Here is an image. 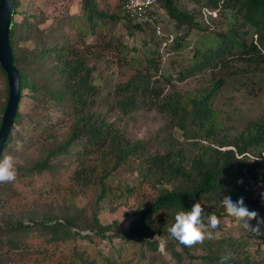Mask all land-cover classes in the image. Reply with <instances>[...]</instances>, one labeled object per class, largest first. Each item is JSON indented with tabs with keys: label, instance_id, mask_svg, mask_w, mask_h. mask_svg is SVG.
Returning <instances> with one entry per match:
<instances>
[{
	"label": "trees",
	"instance_id": "trees-1",
	"mask_svg": "<svg viewBox=\"0 0 264 264\" xmlns=\"http://www.w3.org/2000/svg\"><path fill=\"white\" fill-rule=\"evenodd\" d=\"M127 1L79 0L77 12L46 28L40 27L46 16L14 21L13 0L9 42L20 99L0 157L15 158L17 177L0 184V264H219L229 252L228 264H264V236L229 231L221 221L228 217L225 196L234 202L243 197L250 211L264 217V188L257 195L249 188L264 186V113L232 129L212 108L226 76L239 68L264 76V0H192L201 5L204 23L176 0H155V22L161 28L175 23L174 32L162 29L160 35L153 24L135 21L124 8ZM121 21L130 36L143 33V59L136 60L137 48L116 35ZM194 28L212 31L215 40L186 55L184 38ZM21 39L33 45L20 46ZM107 56L131 73L119 72L112 92L102 95L97 63ZM165 65L168 73L161 71ZM204 70L211 72L210 87L165 93L174 79ZM0 76L1 124L8 98L1 64ZM148 107L163 116V129L190 141L180 144L167 132L162 146L152 148L108 115ZM131 164L137 182L112 185L115 171ZM134 194L138 203L126 227L100 220L104 203ZM78 197L86 203L77 205ZM196 202L220 224L212 239L184 247L167 229L177 212Z\"/></svg>",
	"mask_w": 264,
	"mask_h": 264
},
{
	"label": "rangeland",
	"instance_id": "rangeland-1",
	"mask_svg": "<svg viewBox=\"0 0 264 264\" xmlns=\"http://www.w3.org/2000/svg\"><path fill=\"white\" fill-rule=\"evenodd\" d=\"M176 3L184 10L194 11L197 16V21L199 23H204L199 15L201 5H197L192 0H176ZM78 8L79 0H18V13L14 15L13 20L21 21L26 14L38 15L37 17L41 15L40 17L43 18L46 16L45 22L40 24V27L47 28L53 26L57 18L66 13H75L78 11ZM122 23L123 21L117 26L116 35L117 33L121 34L122 40L127 44L128 48L133 46L137 48V52L133 54L136 60L143 59V56L148 52V48L143 47V33L138 31L133 36H130L128 30L123 27ZM162 29L166 32L171 30L174 32L175 23L171 21L168 25L163 24ZM209 32L211 34L208 33V31H204V29H192L184 38V43H186L187 47L183 49V52L186 55H191L193 48L201 44L210 45L212 41L215 40V37L212 31ZM251 39L252 36L249 33V35L245 37V41L249 43ZM18 44L25 47H31L33 45L31 40L27 41L23 39L18 41ZM173 57L178 58L177 54L173 55ZM97 64L100 68V74L97 75L96 82L100 84L102 95L112 92L119 72H122L126 76L131 73L126 66L124 68H119L116 59L111 56L100 59ZM162 69V73H168L167 65L163 66ZM240 71L241 68H239L233 76L225 77L224 84L221 85L212 102V108L216 111L220 121H222L225 126L232 129H241L248 120L255 119L258 115L264 113V76L254 73L244 74ZM211 77V72L204 70L187 79L178 80L176 78L169 85L165 86V93L168 94L175 91L182 93L210 87L213 82ZM3 86V80L0 76V89H2ZM101 109L102 111H106V107L104 106H102ZM108 113L109 118L114 121L117 126L124 129L131 138L148 140L152 144V148H157L160 145L162 146L165 133L167 132H171L180 144L190 141L181 136L179 134L180 132L177 133L170 128L163 129L165 126V119L155 108L148 107L139 109L131 115H123L117 109L109 111ZM136 175L133 164L124 165L115 171L109 181L112 185H116L117 183L135 184L137 182ZM249 188L257 195L263 190L264 186L260 184L254 185L252 183L249 185ZM74 201L77 205H84L86 203L83 197H78ZM137 203V194L131 195L130 197L126 195L117 197L115 200L108 201L104 204L102 203L103 206L99 210V218L102 222L117 220L121 227H126L131 218L128 214L136 208ZM261 218L264 217L262 216ZM221 221L224 227L229 231L245 232L240 226H235L233 223L229 224L228 217H223ZM251 224L255 226L256 221ZM263 228L264 226L261 227V229ZM218 232L220 231L218 230ZM163 243L164 241L161 239V250L163 249ZM185 260H187V258Z\"/></svg>",
	"mask_w": 264,
	"mask_h": 264
},
{
	"label": "clouds",
	"instance_id": "clouds-1",
	"mask_svg": "<svg viewBox=\"0 0 264 264\" xmlns=\"http://www.w3.org/2000/svg\"><path fill=\"white\" fill-rule=\"evenodd\" d=\"M17 177L16 161L10 155L0 157V184L15 181ZM242 182V181H238ZM264 200V193H261ZM223 207L226 215L232 218L245 232L254 237L264 236L261 227L264 226V218H260L256 211H250L244 204V198L240 197L235 202L231 197H223ZM205 218L207 223H205ZM256 221L255 226L250 222ZM220 219L215 215L205 217V210L198 202L194 203L190 211H179L175 214L174 223L168 227L167 232L171 239L184 247H193L202 244L205 239H212L211 230L218 229ZM232 253L222 255L219 264H228Z\"/></svg>",
	"mask_w": 264,
	"mask_h": 264
},
{
	"label": "water",
	"instance_id": "water-1",
	"mask_svg": "<svg viewBox=\"0 0 264 264\" xmlns=\"http://www.w3.org/2000/svg\"><path fill=\"white\" fill-rule=\"evenodd\" d=\"M13 9V0H0V64L6 73L8 83V98L0 124V155L14 123L20 99V75L13 62L9 42Z\"/></svg>",
	"mask_w": 264,
	"mask_h": 264
},
{
	"label": "built area",
	"instance_id": "built-area-1",
	"mask_svg": "<svg viewBox=\"0 0 264 264\" xmlns=\"http://www.w3.org/2000/svg\"><path fill=\"white\" fill-rule=\"evenodd\" d=\"M155 0H128L124 4V8L127 12L134 17L136 22L144 23L148 22L155 26V31L158 35L161 34L162 28L159 22H155L153 15Z\"/></svg>",
	"mask_w": 264,
	"mask_h": 264
}]
</instances>
